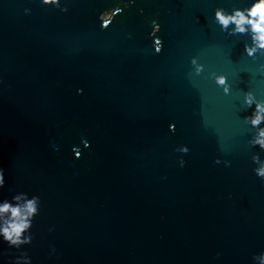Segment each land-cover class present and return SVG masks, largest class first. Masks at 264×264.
Returning <instances> with one entry per match:
<instances>
[{
	"label": "water",
	"instance_id": "95a60500",
	"mask_svg": "<svg viewBox=\"0 0 264 264\" xmlns=\"http://www.w3.org/2000/svg\"><path fill=\"white\" fill-rule=\"evenodd\" d=\"M124 2L0 0V200L40 197L32 242L0 237V264H259L264 150L244 93L264 100V53L214 15L251 0H135L102 29Z\"/></svg>",
	"mask_w": 264,
	"mask_h": 264
},
{
	"label": "clouds",
	"instance_id": "9594fccd",
	"mask_svg": "<svg viewBox=\"0 0 264 264\" xmlns=\"http://www.w3.org/2000/svg\"><path fill=\"white\" fill-rule=\"evenodd\" d=\"M135 3V0H125L123 7L117 6L114 9L105 10L100 12L98 19L101 21L100 27L107 29L116 15L121 14L124 8L129 7ZM43 5H53L60 8L62 12H67V7H61L60 0H42ZM143 12V9H140ZM30 9H25V13H29ZM215 21L220 25L221 29L227 32L229 35L235 34H249L251 37V43H245L244 50L248 56L254 57L258 52L264 53V0H251L249 6L244 8L233 7L232 10L226 11L223 7H217L215 9ZM152 30L150 35L154 37V50L156 54H159L163 49V38L157 36L156 33L160 31V25L155 20L152 21ZM191 64L195 66V72L199 75L204 65L198 63L196 57L191 58ZM215 82L218 86L223 88L225 94H229L231 86L228 83V79L223 74H215ZM78 93H82L83 89H77ZM244 103L248 108H253L250 115L245 119L256 129L255 134L250 139L249 143L252 146H259L264 150V100L257 99L252 91L244 93ZM175 126L170 125V130L174 131ZM82 143L85 147H88L90 142L82 138ZM181 153H188L189 148L187 145H181L175 149ZM73 151L75 156L79 158L81 151L78 147H74ZM252 161L257 165L254 168V172L258 177L264 179V160L260 158L258 153L252 155ZM219 164L221 160L219 157L214 161ZM225 166H230V161H223ZM186 161L180 158L179 165L183 167ZM5 186L4 169L0 168V189ZM40 212V197L38 195H32L29 198L25 192H19L12 196L11 200L5 198L0 200V237L3 241L12 248L20 249L21 246L30 244L34 238L31 228L33 226V220ZM53 229H49L52 231ZM56 251L52 246V252ZM220 253H217L219 256ZM254 260L259 261V264H264V253L255 255ZM13 264H31V258L26 252H22L15 258Z\"/></svg>",
	"mask_w": 264,
	"mask_h": 264
}]
</instances>
